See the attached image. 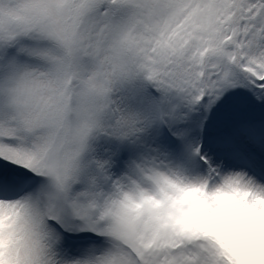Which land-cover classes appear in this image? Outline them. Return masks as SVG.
<instances>
[{
	"label": "snow or ice",
	"instance_id": "6c2138e0",
	"mask_svg": "<svg viewBox=\"0 0 264 264\" xmlns=\"http://www.w3.org/2000/svg\"><path fill=\"white\" fill-rule=\"evenodd\" d=\"M0 264H264V0H0Z\"/></svg>",
	"mask_w": 264,
	"mask_h": 264
}]
</instances>
